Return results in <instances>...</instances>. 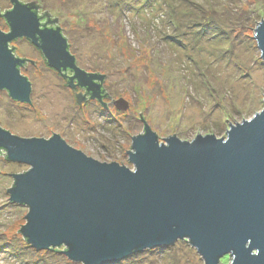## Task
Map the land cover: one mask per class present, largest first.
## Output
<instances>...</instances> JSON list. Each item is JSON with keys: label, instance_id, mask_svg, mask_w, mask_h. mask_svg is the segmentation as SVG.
I'll use <instances>...</instances> for the list:
<instances>
[{"label": "rangeland", "instance_id": "1", "mask_svg": "<svg viewBox=\"0 0 264 264\" xmlns=\"http://www.w3.org/2000/svg\"><path fill=\"white\" fill-rule=\"evenodd\" d=\"M20 1H37L40 14L57 17L76 66L105 74L109 96L103 98L108 108L97 98L80 105L81 90L71 88L65 72L26 38L17 41L16 55L35 62L19 69L31 84V103L0 90V127L13 135L49 139L54 132L99 162L133 169L127 151L132 136L144 134L141 112L158 137L191 141L226 137L230 123L264 107V60L253 30L264 21V0ZM120 97L125 110L111 102ZM29 169L0 155V264H79L23 241L19 229L29 208L10 203L7 189L15 181L10 173ZM154 250L120 264H205L188 240ZM231 262L225 256L219 264Z\"/></svg>", "mask_w": 264, "mask_h": 264}, {"label": "water", "instance_id": "2", "mask_svg": "<svg viewBox=\"0 0 264 264\" xmlns=\"http://www.w3.org/2000/svg\"><path fill=\"white\" fill-rule=\"evenodd\" d=\"M36 2L13 0L7 14L13 31L0 35V90L31 103V84L18 68L24 61L4 45L25 36L40 40L51 67L73 71L62 73L68 82L78 81L102 102L101 88L109 96L102 87L105 74L76 66L57 17L49 23L56 28H40ZM253 30L264 60L263 19ZM75 94L81 105L85 94ZM111 102L128 107L122 97ZM140 117L145 121L142 112ZM145 124L127 151L133 169L99 162L54 132L49 139L23 138L0 127L7 159L30 167L10 173L15 181L7 189L11 202L29 208L19 229L27 242L39 251L59 248L81 264H118L134 252L181 240H188L205 264H219L225 256L230 264H264V107L251 119L230 123L222 138H160Z\"/></svg>", "mask_w": 264, "mask_h": 264}, {"label": "flooded vegetation", "instance_id": "3", "mask_svg": "<svg viewBox=\"0 0 264 264\" xmlns=\"http://www.w3.org/2000/svg\"><path fill=\"white\" fill-rule=\"evenodd\" d=\"M20 1V0H19ZM20 2H22V1H20ZM22 3H24V2H22ZM14 7H15V4L13 3V0H0V35H1V37L2 36H6V35H10L11 33H12V31H13V28H12V25H11V22L8 20V18H7V14L9 13V12H11L13 9H14ZM38 11H39V9H38ZM40 13V12H39ZM38 17H40V28L41 29H45V28H56L55 26L53 27V25H50L51 24V20H50V18L48 17V16H45V15H42V14H38ZM47 17L49 18V19H47ZM45 19H47V21L45 20ZM50 23V24H49ZM32 44V45H34L39 51H41L42 52V50L40 49V47H39V44L41 43L40 42V40L38 41V43H34L31 39H29V38H27V37H25V36H23V37H14L13 39H11V40H9V41H7V42H5L4 43V45H6L7 46V48L8 49H10V50H12V52H13V55H14V57L15 58H17V59H21V60H23L24 61V63L22 64V65H20L18 68L20 69V68H22L23 66H25V64L27 63L26 62V60L25 59H23V58H19V57H17L16 55H15V45L13 46V44L14 43H16L17 41H22V40H26V39ZM43 53V52H42ZM44 55V54H43ZM45 56V55H44ZM46 58V57H45ZM47 60V59H46ZM48 62V61H47ZM49 64V63H48ZM57 70V69H56ZM57 71H59V70H57ZM62 71H64L65 72V70H62ZM62 71H59L60 73L62 72ZM68 71V70H67ZM69 80H70V78H69ZM73 82H74V84H73ZM78 82V81H77ZM70 83V85H71V88L72 89H77V88H79L81 91H82V93H84L85 94V97H81V100L83 101V102H87V101H89L90 99H93L92 98V92H89L88 91V88H86V87H81V86H79V85H76V83H75V81H71V82H69ZM81 87V88H80ZM78 89V90H79ZM96 93V92H95ZM98 93V92H97ZM101 97H102V102H104V100H103V98L105 97V94L103 93V89L101 88ZM100 102V101H99ZM101 102V103H102Z\"/></svg>", "mask_w": 264, "mask_h": 264}, {"label": "trees", "instance_id": "4", "mask_svg": "<svg viewBox=\"0 0 264 264\" xmlns=\"http://www.w3.org/2000/svg\"><path fill=\"white\" fill-rule=\"evenodd\" d=\"M32 6L33 7H35V12L37 13V15L39 14L40 15V13H39V11H38V5L37 4H33L32 3ZM40 18V17H39ZM197 23H199V22H195V23H193V25H195V24H197ZM202 23V22H201ZM200 23V24H201ZM202 25V24H201ZM62 32V31H61ZM68 49H69V47H68ZM144 124H145V121H144ZM146 125V124H145ZM3 152L5 153V157H6V159H7V152L5 151V150H3V149H0V155L1 154H3ZM10 203H12V204H15V203H13V202H11L10 201ZM20 234L22 235V233H21V230H20ZM23 236V235H22ZM23 241L25 242V244L27 243L28 245H30L28 242H27V240H26V238H24V236H23ZM190 243V242H189ZM27 246V245H26ZM31 246V245H30ZM32 248H34L33 246H31ZM61 247H63V246H61ZM35 249V248H34ZM154 249H163V247H157V248H152V249H148L147 251H150V252H152V251H155ZM36 250V249H35ZM65 250H66V248H65ZM36 251H38V250H36ZM46 251H49V252H53V253H55V254H64V251H60L59 250V248H50V249H48V250H46ZM136 255H138V252H134L131 256H129V257H127V258H125L122 262H124L125 260H127V261H129L131 258L133 259L134 257H136ZM122 262H120V263H122ZM120 263H118V264H120ZM79 264H81V263H79Z\"/></svg>", "mask_w": 264, "mask_h": 264}, {"label": "clouds", "instance_id": "5", "mask_svg": "<svg viewBox=\"0 0 264 264\" xmlns=\"http://www.w3.org/2000/svg\"><path fill=\"white\" fill-rule=\"evenodd\" d=\"M101 103V102H100ZM104 106V105H103Z\"/></svg>", "mask_w": 264, "mask_h": 264}]
</instances>
